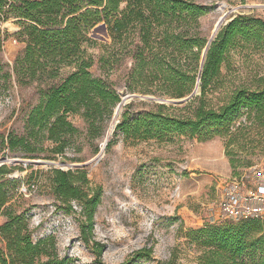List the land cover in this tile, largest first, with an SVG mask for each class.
<instances>
[{"label": "rangeland", "instance_id": "1", "mask_svg": "<svg viewBox=\"0 0 264 264\" xmlns=\"http://www.w3.org/2000/svg\"><path fill=\"white\" fill-rule=\"evenodd\" d=\"M197 2L207 8V13L198 19L196 32L207 40L220 19L224 20L220 29L239 15L264 20V0ZM124 6L121 4L120 9ZM17 20L13 16L0 20V138L3 139L8 134L25 133L28 113L38 103L40 90L51 82L17 83L13 66L25 47L24 37L18 34L22 27ZM86 38L82 49L93 60L90 73L104 80L120 102L124 97H132L121 105L116 120L118 104L115 106L112 116L102 125L104 132L100 138H87L83 118L69 115V121L80 134L71 139L63 155H53L52 146L45 142L37 144L34 153L26 154L10 151L0 141V165L6 170L3 177L18 181L16 191L10 186L15 195L7 206L24 216L33 242L52 239L58 257L68 259V264H94L97 250L94 242L104 246L103 264H203L206 250L201 241L190 238V231L227 223L220 219L219 202L234 180L241 178L244 191L258 188L255 181L243 177L249 167L264 164V122L257 121L253 112L242 109L226 133L223 130L210 140L200 142L180 135L147 141L124 140L115 132V126L126 106L131 105L133 113L149 109V104L176 107L158 100L177 98L164 94L154 75L143 80L132 75L137 56L136 36L114 41L102 22ZM72 71L71 67L63 68L52 82L60 81ZM261 88H264V46L237 40L203 99L216 109L239 89L253 92ZM200 96L201 91L195 97ZM17 160L64 166L10 162ZM50 169L84 170L88 179L85 189L88 188L89 194L98 192L99 204L88 245L81 239L77 205L71 203L75 214L66 213L65 206L52 195L47 172ZM2 220L0 216V223ZM139 254L149 257L138 259ZM242 258L249 264V255Z\"/></svg>", "mask_w": 264, "mask_h": 264}, {"label": "trees", "instance_id": "2", "mask_svg": "<svg viewBox=\"0 0 264 264\" xmlns=\"http://www.w3.org/2000/svg\"><path fill=\"white\" fill-rule=\"evenodd\" d=\"M198 0H0V20L9 16L18 19L25 47L13 66L19 85L51 81L40 90L38 103L26 117L25 133L0 138L10 151L34 153L37 144L48 143L53 155H63L79 130L69 115H80L85 121L86 137L100 138L103 123L120 103L119 96L101 78L90 73L93 60L85 55L82 44L87 33L104 22L110 36L122 40L136 36L134 77L155 76L164 94L181 99L194 89L200 76V97L181 106L149 104L150 108L133 113L130 106L122 112L115 132L124 140L147 141L170 135L206 141L226 133L242 109L253 112L264 122V88L250 92L235 91L226 104L214 109L203 96L210 83L219 75L230 50L237 40L263 47L264 20L239 15L224 25L211 42L200 68L201 55L207 39L197 32L198 19L207 8ZM121 4L124 8L120 9ZM0 40V49H1ZM72 68L66 77L52 82L63 68ZM110 144V143H109ZM52 195L65 206L66 213L75 214V203L82 241L91 242L94 214L99 204L98 192L89 194L84 170L50 169ZM5 166L0 167V264H68L59 258L52 239L31 240L22 214L9 204L15 195L14 179H5ZM61 207V206H60ZM59 207V208H60ZM264 221L227 222L190 231V238L201 241L206 250L203 264H264ZM94 264L101 262L104 246L93 243ZM145 259L149 254L137 255Z\"/></svg>", "mask_w": 264, "mask_h": 264}, {"label": "built area", "instance_id": "3", "mask_svg": "<svg viewBox=\"0 0 264 264\" xmlns=\"http://www.w3.org/2000/svg\"><path fill=\"white\" fill-rule=\"evenodd\" d=\"M243 178L255 181L258 188L255 191H244L241 178L234 180L219 202L221 221H264V164L261 167H249Z\"/></svg>", "mask_w": 264, "mask_h": 264}, {"label": "water", "instance_id": "4", "mask_svg": "<svg viewBox=\"0 0 264 264\" xmlns=\"http://www.w3.org/2000/svg\"><path fill=\"white\" fill-rule=\"evenodd\" d=\"M231 21V20H230ZM222 25V19H220L217 23V26H216V29H215V32L212 34V36L208 39L207 43H206V46L203 50V53H202V58H201V63H200V68L202 67L203 63H204V60H205V55L207 53V50L211 44V42L214 40V38L216 37L220 27ZM220 26V27H219ZM199 81H200V76L198 78V81L193 89V91L186 97L184 98H181V99H177V100H172V101H164V100H158L160 102H165V103H171V104H174L176 106L178 105H183V104H186L188 101H190L193 97H195L199 91H200V87H199ZM132 96H128V97H124L121 102L118 104L117 106V113H118V110L119 108L121 107V105H124L125 101H127L129 98H131ZM147 99H150V100H154L153 98H147ZM163 104V103H161ZM106 145V143H105ZM104 145V146H105ZM2 162V161H1ZM11 163H15V162H21L23 163L24 165H27V164H34V165H37V166H48V165H57V166H64V164L62 163H59V164H55V163H52V162H48V161H10ZM3 164H1L0 166H2Z\"/></svg>", "mask_w": 264, "mask_h": 264}, {"label": "bare ground", "instance_id": "5", "mask_svg": "<svg viewBox=\"0 0 264 264\" xmlns=\"http://www.w3.org/2000/svg\"><path fill=\"white\" fill-rule=\"evenodd\" d=\"M223 6V5H222ZM223 8V7H222ZM222 18V17H221ZM223 21L224 20H222V23H223ZM216 26H217V24L215 25V28H214V30H213V33L215 32V29H216ZM5 27H7V28H11V26L9 25V24H5ZM220 27V26H219ZM119 112H120V108H119V110H118V113H117V107H116V110H115V114H114V120H116L117 119V115H119ZM113 125L110 127V131L111 130H113ZM101 150L103 151V148H101Z\"/></svg>", "mask_w": 264, "mask_h": 264}]
</instances>
